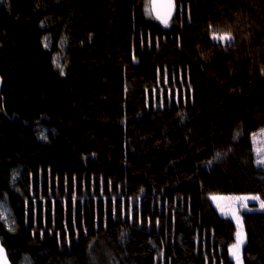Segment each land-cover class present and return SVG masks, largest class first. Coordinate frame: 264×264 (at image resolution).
Listing matches in <instances>:
<instances>
[{
    "label": "trees",
    "instance_id": "1",
    "mask_svg": "<svg viewBox=\"0 0 264 264\" xmlns=\"http://www.w3.org/2000/svg\"><path fill=\"white\" fill-rule=\"evenodd\" d=\"M146 2L0 0L11 264H234L209 194L264 198V0H174L168 26ZM165 72L185 93L160 105ZM223 149L226 170L209 167ZM240 213L243 264H264V210Z\"/></svg>",
    "mask_w": 264,
    "mask_h": 264
},
{
    "label": "rangeland",
    "instance_id": "2",
    "mask_svg": "<svg viewBox=\"0 0 264 264\" xmlns=\"http://www.w3.org/2000/svg\"><path fill=\"white\" fill-rule=\"evenodd\" d=\"M146 1L147 2H146V6H145V11L147 12V15H148L149 18L155 19L162 26H168V25H170L172 23L170 18L167 21V25L162 23L161 20L157 19L156 18V14L153 13V11H150L149 1L148 0H146ZM44 42H45V40H44ZM45 45H47L46 42H45ZM61 58H62L61 52H58L53 57V59L55 60L54 65H55L56 68H59L58 66H61V62H62ZM159 89H160V91H159L160 92V94H159V97H160L159 103H160V105H162V103H163V97H162L163 93H165V96H167V97H169L172 94L176 98L178 96L179 91H181L182 95L185 93V85H183L180 76L176 78L175 75H173V74H169L168 75L166 72L163 74V80H162V83L159 85ZM42 134H43V130L41 128H39L38 136H42ZM252 136H253L252 139H253L254 153L257 155V157H256L257 160L261 159V158H264V129L255 131V133H253ZM217 153H220L221 156H220V158L218 160H214V158L216 157ZM212 160H214L213 164L216 165L218 168H220L221 170H226L227 161H228V159H227V151L224 150V149L221 150V151H216ZM245 195H255V194L254 193H247V194L212 193V194H209V198L211 200V203H213L214 207H216L218 214H220L222 216H226L227 215V216H229L232 219L233 223L236 226V232L238 230L237 229V224H236L235 220H233V218H232L231 211L225 210V211L222 212L219 208H217L216 202H214L211 199V197L212 196H216V197L228 198V197H241V196H245ZM220 203H221V206L224 207V205H226L228 203V201L227 200H223V201H220ZM238 203L239 202H237V204ZM246 203H247V206H248L247 208H244V207H239L238 208V213H239L240 219H241V213H240L241 210H248V209L259 210L260 209L259 203L257 201L249 200ZM0 212H3L5 214V216H6V219L3 220L5 222V224H9L8 223L9 222V213H8L7 208H6V206H5V204L3 202H0ZM236 232H235V234H236ZM243 232H244V229H243ZM233 243H235V240L231 244H233ZM234 264H235V261H234Z\"/></svg>",
    "mask_w": 264,
    "mask_h": 264
},
{
    "label": "snow or ice",
    "instance_id": "3",
    "mask_svg": "<svg viewBox=\"0 0 264 264\" xmlns=\"http://www.w3.org/2000/svg\"><path fill=\"white\" fill-rule=\"evenodd\" d=\"M165 7H166V11L161 13V11L159 10V7L156 6L155 4H153V10H155L156 18L161 20V22L164 23L165 25H167V21L172 14V8H173V4H172L171 0H169V2L167 3V5ZM211 39L214 42H225V43H227V42H230L232 40V36L230 33H225L223 35H217L216 33H212ZM45 47H47V45H45ZM53 62L55 63V60ZM58 67H60V66H58ZM60 74L64 75V71H63L62 67L60 68ZM262 74H264V73H262ZM220 156H221V154L217 153L214 160H218L220 158ZM214 160L207 161L206 162L207 165L209 167H211L212 164L214 163ZM257 164L264 165V158L258 159ZM13 179H15V176H13ZM73 181L75 182V177H73ZM74 199H75V197H74ZM211 199L214 202H216L217 208H219L222 212L225 210H228V211H231V213H232V218H233V220H235L238 230L235 234V236H236L235 243H233L229 246L228 252H229V255L235 261V264H243V260L241 257V251L240 250H241V246L245 244L246 235L243 232V224H242V221H241L239 213H238V208L239 207L247 208L248 206H247L246 202L249 200H253V201H257L259 203L261 210H264V198H262L259 194H255V195H245V196H241V197H228V198L212 196ZM223 200L228 201V203L226 205H224V207H222L221 203H220V201H223ZM237 202H239V203L237 204ZM25 204L27 205L28 202L26 201ZM121 210H123V206H121ZM34 211L35 210L33 209V212ZM115 211H116V209L114 207L113 208L114 214H115ZM249 211H251V209H249ZM129 216H131L130 210H129ZM5 219H6L5 214L3 212H0V220H5ZM33 223H35V217L34 216H33ZM74 224H75V222H74ZM9 231H14V229L12 227H9ZM85 234H87V230H85ZM121 236H123V233H121ZM57 237L59 238L60 234H57ZM0 264H9L8 258H7V253H6V251L2 245H0Z\"/></svg>",
    "mask_w": 264,
    "mask_h": 264
},
{
    "label": "water",
    "instance_id": "4",
    "mask_svg": "<svg viewBox=\"0 0 264 264\" xmlns=\"http://www.w3.org/2000/svg\"><path fill=\"white\" fill-rule=\"evenodd\" d=\"M148 1H149L150 11H153V13H155V10H153V4H155L156 6H158L159 7V10L161 11V13H163L164 11H166V7L165 6L169 2V0H148ZM171 2L173 4V8H172V14H173L174 13V0H171ZM0 86H1V83H0ZM0 245H1V242H0ZM3 248H4V246H3ZM7 258H8V256H7ZM8 262H9V264H11L10 261H9V258H8Z\"/></svg>",
    "mask_w": 264,
    "mask_h": 264
}]
</instances>
